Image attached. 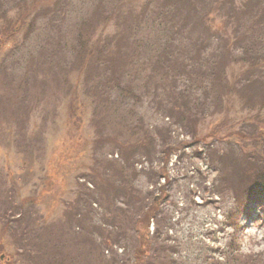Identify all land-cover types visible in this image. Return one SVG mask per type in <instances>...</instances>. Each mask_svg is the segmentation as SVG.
Returning a JSON list of instances; mask_svg holds the SVG:
<instances>
[{
	"label": "rangeland",
	"instance_id": "374dc122",
	"mask_svg": "<svg viewBox=\"0 0 264 264\" xmlns=\"http://www.w3.org/2000/svg\"><path fill=\"white\" fill-rule=\"evenodd\" d=\"M157 1L0 3V253L8 264H212L232 238L238 264H264V207L245 209L264 176V0H188L181 37L192 31V48L196 38L204 45L189 61L214 63L205 87L175 94L173 108L187 102L189 111L166 110L171 140L165 107L150 95L152 70L128 64L135 19ZM116 86L144 94L131 113L152 131L156 154L133 143L115 149L122 139L105 103L119 96ZM235 207L233 233L225 223Z\"/></svg>",
	"mask_w": 264,
	"mask_h": 264
},
{
	"label": "trees",
	"instance_id": "16d2710c",
	"mask_svg": "<svg viewBox=\"0 0 264 264\" xmlns=\"http://www.w3.org/2000/svg\"><path fill=\"white\" fill-rule=\"evenodd\" d=\"M3 1L4 0H0V3H3ZM187 3L188 0H158L157 3L154 2L155 6L151 9L149 7L144 9L146 12L149 10L147 17L145 15L144 17L141 15L135 19L136 24L133 28V33L129 37L132 39L133 45L136 46V52L133 55V58L129 60L128 64L130 65V68L140 66L142 71H145L144 69H149L151 72L152 70L153 73L149 77L150 86H153L151 87L152 93L150 95L154 103L157 102L159 105H164L165 107L163 108V113H165L163 115L166 117H163L161 122L164 126L163 128H166L170 140L172 130L170 129L171 124L169 123L170 119L168 117L171 114H167L166 110L182 111L180 108L182 107L189 111L187 102H182V105H178L173 108V106L177 104L173 100L175 94L186 93L191 95L190 90L192 87L195 91L205 87L210 80V75L206 72H208V68L212 67L214 63L213 61L205 60L207 57L203 58L202 63L197 66L193 61H189L190 57L188 58L187 54L190 52L191 54H197L199 49L202 50V46L204 45L198 46L199 39L196 38L197 43H195L192 48L191 42H193L195 38V35L191 34L192 31L184 34V39L181 37L184 29L182 18L184 17V14L187 13ZM197 22L194 21L192 24L194 34H197V31L199 32L202 26L201 16ZM208 47H210V45H208ZM138 50H140L139 53ZM144 54L146 57L149 55V59H142ZM192 60H194V58ZM191 66L199 68L200 73L193 70ZM179 85H181L180 88ZM227 89L229 90V86L226 84L217 89L216 92L220 94L222 91H226ZM116 90L119 96H117L113 101H107L105 103V105H107V114L110 115V117H113L110 125H114L115 127L118 125L119 132L117 130L116 131L118 135L120 134L122 139V146L115 149L122 150L126 148L129 143H133L138 145L141 149L151 148L153 150L152 154H156V150L154 151L153 147L154 141L152 131L147 128V124L142 116L138 117V120L135 121L137 116L134 113H131V106H137L138 104L141 106V104H143V102H141V97L144 96V94L139 93L138 95H133L131 92L126 90V88L119 86H116ZM159 90L162 91L158 92ZM219 91L221 92L219 93ZM214 98L216 97L214 96ZM118 111H120V115H116ZM179 116L180 118L177 119L180 122H182V120L185 119L184 117H186L181 115ZM100 119L99 123L105 122L101 115ZM103 125L106 126L104 123ZM171 150L172 148L170 147V151ZM170 151L166 150L165 152H162V154L167 155ZM129 155L131 154H127L126 156L120 154L121 158L125 162L133 159V156ZM147 159L150 161L152 160V158ZM135 160L136 159L134 158L132 162ZM136 163H138V161ZM153 174L156 176L155 172H153ZM136 176L137 175L135 174V177ZM258 179H260V181L256 180L255 185L249 187V189H258V191H251L252 193L247 195V199L245 201L246 210L248 209L249 204L264 207V176H259ZM153 196L154 198L156 197L155 194H153ZM89 197L91 198L90 204H95L92 197ZM154 198L152 197V202L156 201ZM87 214H90L89 210ZM123 214L126 216L128 215L126 212H123ZM237 214L238 213H236L235 207V213L231 211L228 217V222L225 223V225H229V227L233 230V233H235L237 229ZM146 215L147 212H144V216ZM148 218H150L149 220H152L151 217ZM239 248L240 246L236 242V239L232 238L229 243L221 249L219 253L220 258H215L212 264H238ZM157 249L159 248L157 247ZM221 256L224 258H221ZM240 257L242 256L240 255ZM247 259H250V257ZM243 260H245V257ZM248 261L249 264L262 263V261L259 262V259ZM58 263L62 264L61 260H59Z\"/></svg>",
	"mask_w": 264,
	"mask_h": 264
},
{
	"label": "flooded vegetation",
	"instance_id": "af4514ba",
	"mask_svg": "<svg viewBox=\"0 0 264 264\" xmlns=\"http://www.w3.org/2000/svg\"><path fill=\"white\" fill-rule=\"evenodd\" d=\"M8 258H6L3 254L0 253V264H8Z\"/></svg>",
	"mask_w": 264,
	"mask_h": 264
}]
</instances>
